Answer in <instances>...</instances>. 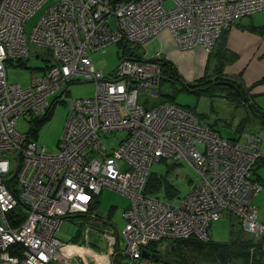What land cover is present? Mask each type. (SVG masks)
<instances>
[{
  "label": "built area",
  "instance_id": "1",
  "mask_svg": "<svg viewBox=\"0 0 264 264\" xmlns=\"http://www.w3.org/2000/svg\"><path fill=\"white\" fill-rule=\"evenodd\" d=\"M50 1L28 36L25 24ZM166 1H0V264H115L120 256L122 264H162L144 250L165 240L207 241L228 211L250 235H264L253 203L263 190L253 179L260 138L248 131L225 138L177 103L147 109L140 95L157 94L160 66L149 59L160 52L122 57L110 75L94 65L92 52L141 46L163 30L181 51L209 54L225 29L264 10V0H170L171 8ZM31 44L48 51L49 66L27 87L10 84L7 65L25 62ZM82 79L95 84V95L72 100L58 154L19 132L21 116H44ZM168 161L191 166L200 183L171 200L145 195L153 165ZM106 188L130 199L124 249L102 232V252L94 250L90 226L86 242L62 241V223L90 215Z\"/></svg>",
  "mask_w": 264,
  "mask_h": 264
},
{
  "label": "rangeland",
  "instance_id": "2",
  "mask_svg": "<svg viewBox=\"0 0 264 264\" xmlns=\"http://www.w3.org/2000/svg\"><path fill=\"white\" fill-rule=\"evenodd\" d=\"M52 3L53 2L50 1L43 5L36 14L27 21L25 24V33L28 34V36L32 34L36 23L44 14L46 8ZM166 5L168 8H171L174 6V3L167 0ZM257 13L258 14L254 16L257 21L264 18V10ZM251 17L253 16L244 17L241 21L243 23H249ZM135 49L138 53H144L143 45L138 47L135 46ZM143 55L145 56V53ZM91 57L98 70L106 75H110L113 71H116L117 67L120 65L122 46L118 43H112L103 50L92 52ZM49 59L50 55L47 50L31 44L30 57L25 61L26 66L7 65V77L9 83L20 84L24 87L29 86L31 84L32 74L34 72H37L39 75L43 74V68L49 64ZM161 89L165 94L175 95L176 102L179 105L190 109L202 123L215 125L217 130L225 138H234L235 129L238 128V125L243 118L248 116V108L245 106H237L235 102L228 100V96L224 97V95L217 92L215 88H213L212 91L203 93L199 96L193 92L181 90L178 87L176 88L170 83H163L161 88L155 89L157 94H141L140 100L146 106L161 103L166 99L162 94L159 95ZM95 90V84L86 79H82L80 82L69 85L68 93L60 95L59 102L55 104L51 118L42 126L38 135L36 137L32 136L31 138L35 140L39 146H46L48 153L53 155L58 154V144L65 130L72 100L92 98L95 95ZM18 121L19 132L29 135L30 122L28 118L21 116ZM250 121L251 123L248 126V130L258 134L260 139L263 138L264 142V131L260 130V119L251 116ZM119 135L123 137L125 136V132H121ZM172 164L173 163L170 161L155 164L152 167V172L165 177L179 190V196H185L194 186L200 183L201 178L195 169L185 163H181L170 172L168 171V168ZM160 197L162 199L171 200L162 193ZM96 200H98L99 203L90 215L73 218L70 221H64L61 225L58 237L64 242H76L78 239L86 242V237L83 231H85L87 226H90L92 230L90 232L89 241L90 244L94 246V250L99 253L102 252V246L100 243L104 240L100 233L105 232L117 238L119 243L117 250L122 251L125 247L122 239L124 237V229L126 226V220L123 214L130 206V199L118 191L106 188L102 190ZM235 220L236 225L240 226L238 219ZM230 229V219L226 216V213H224L218 222L212 224L210 236L214 241L226 242L231 237ZM156 245L164 257L163 261H175V258L172 255V242L165 240ZM187 253L191 264H208L197 258L191 251H188ZM117 261L124 262L125 259L120 256Z\"/></svg>",
  "mask_w": 264,
  "mask_h": 264
},
{
  "label": "trees",
  "instance_id": "3",
  "mask_svg": "<svg viewBox=\"0 0 264 264\" xmlns=\"http://www.w3.org/2000/svg\"><path fill=\"white\" fill-rule=\"evenodd\" d=\"M120 1H126V0H120ZM237 24L240 28H245L243 27L244 25H241L240 23ZM229 28L223 31L222 35L215 43L213 50L209 53L210 60L214 61L215 63L214 71L212 73L206 72V74L203 77L199 78L194 82H186L172 61H169L163 57H161L160 59L150 58L149 60L151 62H156L160 66L161 80L159 82L157 89L161 88L163 83H170L176 88L178 87L181 90L193 92L200 96L203 93L210 92L212 91L213 88H215V90L221 93V95H224V97L228 96L229 97L228 100H230L231 102H235L237 106H245L246 108H248V111L254 116L258 117L262 121V124L264 125V111L258 105L250 102L249 93L247 92V87L242 82L241 76L240 75L230 76L225 73L226 64H228L231 60L236 58L235 55L231 54V52L227 50ZM247 28L264 35V26H251V27L248 26ZM118 44L122 46V57H129L133 59L143 58L144 53L143 54L138 53L137 50L135 49V46L138 47L139 45H133L127 42H120ZM49 61L51 62V59H49ZM49 64L43 68L44 71L46 70V67L49 66ZM12 65L26 66V62L20 61L17 64H12ZM161 94L166 97V99L163 100L162 102L177 103L175 99V95L165 94L162 92V89L159 91V95ZM54 107H55V102L52 104L47 114H45L42 117L31 118V120L29 121L30 139H32L31 138L32 136L36 137L42 126L51 118ZM146 107L148 109L150 106H146ZM249 119H250L249 116L243 118V120L238 125V128L236 129L237 132L235 134V137L244 131H248L246 126L248 125L247 121H250ZM209 125L215 131H218L215 125L213 124H209ZM260 159L258 160L253 170L254 181L257 180L255 178V173H256L255 171L257 166L260 164ZM178 165L180 164L173 163L172 165L169 166L168 171L170 172L173 171L174 168ZM161 193L164 194V196L166 195L168 199H173L175 197H178L180 194L179 190L172 183H170L165 177L152 172L147 181L144 194L149 196L160 197ZM98 203H99L98 200H95L94 204L91 207V212H93L96 209ZM226 213L229 214L228 218L230 219V228H231L230 229L231 237L226 242L214 241L211 238V236L207 241L200 240L196 237H190L187 239L168 240L173 244L172 255L174 256L175 261H163L164 257L160 252V250L157 248L156 245L157 243L148 246L147 251L151 256H153L162 264H191L187 256L188 251H191L196 255L197 258L201 259L202 261L208 264H264V249H263L264 235L259 238L250 235L244 229L243 223L239 217H237L234 213L229 211ZM235 219H238L240 226L236 225ZM209 234H210V229H209ZM79 240L80 239H78L74 243L81 241ZM115 264H122V262L117 261Z\"/></svg>",
  "mask_w": 264,
  "mask_h": 264
},
{
  "label": "crops",
  "instance_id": "4",
  "mask_svg": "<svg viewBox=\"0 0 264 264\" xmlns=\"http://www.w3.org/2000/svg\"><path fill=\"white\" fill-rule=\"evenodd\" d=\"M257 14L252 15L253 17H251L249 23H243L239 20L229 28L227 50L235 55L236 58L226 64L225 73L230 76L240 75L246 87L253 88L251 92L257 94L256 102L264 111V35L247 28L248 26H264V18L257 21L256 17H254ZM237 23L244 25L243 27L245 28H240ZM143 48L145 56L152 57L157 52H160L161 57L172 61L186 82H194L203 77L206 72L212 73L215 68L214 61L210 60V55L203 49L181 51L174 44L172 35L168 30H163L160 34L150 39L143 45ZM247 115L250 118L251 116L256 117L250 112ZM247 123L246 128L248 130L251 121H247ZM260 125V130L264 131V125L261 120ZM236 132L237 130L235 129V134ZM251 133L259 137L258 134ZM260 140L262 157L260 164L256 168L255 178L257 179L256 181L263 185V190L256 196L253 203L258 209V221L264 225V161H262L264 160V142L263 138ZM226 216L229 217V214L226 213Z\"/></svg>",
  "mask_w": 264,
  "mask_h": 264
},
{
  "label": "water",
  "instance_id": "5",
  "mask_svg": "<svg viewBox=\"0 0 264 264\" xmlns=\"http://www.w3.org/2000/svg\"><path fill=\"white\" fill-rule=\"evenodd\" d=\"M252 87H248L247 88V92L249 93V99H250V102L253 103V104H256L257 105V102H256V97H257V94L255 93H252ZM144 256L145 257H148L150 256L149 252L147 250H144L143 252Z\"/></svg>",
  "mask_w": 264,
  "mask_h": 264
}]
</instances>
